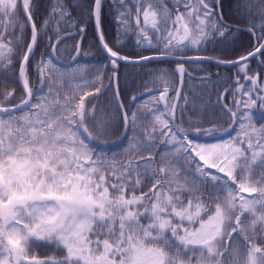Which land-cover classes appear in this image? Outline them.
Segmentation results:
<instances>
[{
  "label": "snow or ice",
  "instance_id": "1",
  "mask_svg": "<svg viewBox=\"0 0 264 264\" xmlns=\"http://www.w3.org/2000/svg\"><path fill=\"white\" fill-rule=\"evenodd\" d=\"M222 8L52 0L38 22L34 0H0V264H264V123L253 122L264 81L251 68H264V0L230 5L243 29ZM89 23L102 56L91 76L77 66L82 41L65 44ZM233 32L250 36L235 58L204 54ZM131 36L136 60L124 54ZM153 61L161 87L125 102L122 63ZM205 63L236 69L208 120L198 85L185 89L187 66Z\"/></svg>",
  "mask_w": 264,
  "mask_h": 264
},
{
  "label": "trees",
  "instance_id": "2",
  "mask_svg": "<svg viewBox=\"0 0 264 264\" xmlns=\"http://www.w3.org/2000/svg\"><path fill=\"white\" fill-rule=\"evenodd\" d=\"M81 2H83V0H67V4L69 6H74ZM221 2L223 5L222 11H224L226 18L230 21V23L246 27L245 22L242 19L234 17L230 11V5L234 3V0H231L228 5L223 3V1ZM51 3L52 0H34V13L38 22L44 19ZM72 15L74 18L78 17L80 15L79 9L73 8ZM108 16L109 15H107L104 19V28L109 34V39L111 40L114 38L116 25L113 20L114 15L113 17L110 15V18ZM93 27L94 25L92 23L88 24L87 33L82 39V46L78 62V65L82 66L83 72L88 76H91L97 70V67H99L98 62L102 60V56L97 52V49L93 44ZM70 31H76V29H70ZM79 37V35H76L72 39L65 41V44L71 47L78 41ZM122 40L124 54L128 55L132 60L138 59V56L141 54V50L135 46V37H122ZM249 42L250 36L246 32L229 33L222 40H217L214 42V44H210L209 51L204 54L221 59H233L235 57L232 55V53L234 51H239L241 48L247 47ZM213 47H215V51L211 50ZM222 49L223 51H221ZM143 54L147 55L148 53L144 52ZM61 59L71 60V57L62 56ZM156 67H158V65L155 61L147 64L146 66L133 63H122L119 69V83L125 102L130 100L133 96H141V94L145 93L149 89L155 90L161 87L159 84L152 83L150 72ZM171 67H175V65H171ZM187 67L191 74L199 78L211 73L210 80H207L203 83L199 82V78L188 81L187 77H185L186 90L190 87L198 85V87H194V91L196 92L197 107L200 109L202 118L205 120L211 119L219 113V106L216 104L217 96L223 93L225 88H228L232 85L231 74L232 71L236 72V69L209 63L193 64L188 65ZM251 68L253 73L258 72L260 74V78L262 79L264 68H260L256 60H252ZM215 72H218L219 75H216ZM107 75H111V72L107 73ZM105 83H107V80H105ZM4 87L5 85L2 79H0V89H3ZM8 88L10 90L11 84L8 85ZM143 98L144 96H142L139 102L142 101ZM103 99L104 98L101 97V100ZM115 139L116 137L107 138L109 143Z\"/></svg>",
  "mask_w": 264,
  "mask_h": 264
},
{
  "label": "rangeland",
  "instance_id": "3",
  "mask_svg": "<svg viewBox=\"0 0 264 264\" xmlns=\"http://www.w3.org/2000/svg\"><path fill=\"white\" fill-rule=\"evenodd\" d=\"M77 66H78L79 68L82 69V66H79V65H77ZM263 81H264V80H263ZM152 101H153L152 96H148V97L144 98L142 101H140V102H139V105L148 104L149 107H151V106H152ZM263 117H264V116H263ZM253 122L256 124L257 127H259V125H260L261 123H264V120L259 119L258 122H256V118H255V116H254V121H253Z\"/></svg>",
  "mask_w": 264,
  "mask_h": 264
},
{
  "label": "flooded vegetation",
  "instance_id": "4",
  "mask_svg": "<svg viewBox=\"0 0 264 264\" xmlns=\"http://www.w3.org/2000/svg\"><path fill=\"white\" fill-rule=\"evenodd\" d=\"M221 1H223V3H225V4H229L230 2H231V0H221ZM105 11L107 12V9H105ZM113 17V15H115V13H112V14H109V18L111 17V16ZM217 73L218 72H215V74L217 75ZM234 74H235V71H232V74H231V76L233 77L234 76ZM260 75V74H259ZM261 79V78H260ZM264 80V70H263V77H262V79H261V81H263Z\"/></svg>",
  "mask_w": 264,
  "mask_h": 264
},
{
  "label": "water",
  "instance_id": "5",
  "mask_svg": "<svg viewBox=\"0 0 264 264\" xmlns=\"http://www.w3.org/2000/svg\"><path fill=\"white\" fill-rule=\"evenodd\" d=\"M236 27H237V26H236ZM234 28H235V27H234ZM240 28H242V27H240ZM242 29H243V28H242ZM82 38H83V37L80 36V38H79L78 41H82ZM114 84H115V82H114Z\"/></svg>",
  "mask_w": 264,
  "mask_h": 264
}]
</instances>
